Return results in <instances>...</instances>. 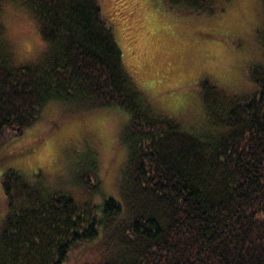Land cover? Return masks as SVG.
Wrapping results in <instances>:
<instances>
[{"label": "trees", "instance_id": "16d2710c", "mask_svg": "<svg viewBox=\"0 0 264 264\" xmlns=\"http://www.w3.org/2000/svg\"><path fill=\"white\" fill-rule=\"evenodd\" d=\"M163 1L206 17L229 0ZM6 5L25 10L48 46L14 67L0 27V145L56 100L116 107L128 120L117 198L81 203L13 169L0 175V264H264V63L246 74L253 90L199 81L206 127H185L135 87L100 0ZM259 42L264 52V30Z\"/></svg>", "mask_w": 264, "mask_h": 264}, {"label": "rangeland", "instance_id": "374dc122", "mask_svg": "<svg viewBox=\"0 0 264 264\" xmlns=\"http://www.w3.org/2000/svg\"><path fill=\"white\" fill-rule=\"evenodd\" d=\"M100 4L135 87L151 106L183 126L206 127L197 99L199 81L208 79L228 94L255 89L245 77L253 65L264 63L261 0H229L221 12L206 17L181 13L163 0ZM0 27L14 67L38 61L47 49L19 7H2ZM127 120L126 111L112 106L86 109L72 101L50 102L33 124L0 145V175L13 169L81 203L117 198ZM6 212L0 190V227ZM92 244H84L72 261L93 250Z\"/></svg>", "mask_w": 264, "mask_h": 264}]
</instances>
